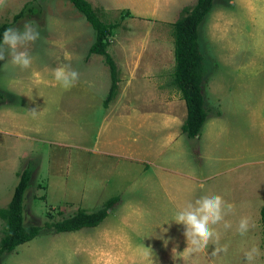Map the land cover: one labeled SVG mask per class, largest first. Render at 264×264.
Masks as SVG:
<instances>
[{
	"label": "rangeland",
	"instance_id": "obj_1",
	"mask_svg": "<svg viewBox=\"0 0 264 264\" xmlns=\"http://www.w3.org/2000/svg\"><path fill=\"white\" fill-rule=\"evenodd\" d=\"M59 1L62 7L58 0H8L0 10V23L21 29L18 22L31 17L26 21L54 35L50 42L39 34L27 43L26 69L10 62L8 45L0 46V208L29 169L24 223L41 227L38 237L0 255V264H264V0H217L198 29L209 114L194 139L178 132L171 111L160 112L151 93H163L161 105L171 106L184 123L186 105L171 84V24L175 9L196 0L160 3L166 17L154 10L156 0H132L130 16L107 9L126 4L87 0L103 21L118 24L108 52L118 63L120 83L106 109L109 69L102 56L86 61L94 31L69 0ZM142 4L153 11L140 9ZM62 66L77 73L68 89L53 79V69ZM23 79L17 96L9 92ZM134 88L143 95H132ZM204 193L221 197L222 219L210 224L219 238L186 251L189 224L164 223L180 208L199 204ZM113 197L120 199L96 228L55 233L46 227L78 208L96 211ZM242 218L249 224L243 235ZM3 227L0 219V239ZM253 247L257 255L246 261Z\"/></svg>",
	"mask_w": 264,
	"mask_h": 264
},
{
	"label": "trees",
	"instance_id": "obj_2",
	"mask_svg": "<svg viewBox=\"0 0 264 264\" xmlns=\"http://www.w3.org/2000/svg\"><path fill=\"white\" fill-rule=\"evenodd\" d=\"M69 1L84 15L94 31V42L89 48L88 57L93 55L104 57L105 64L109 69L111 85L103 102L104 108H108L117 95L120 83L118 66L108 52L111 43L110 37L118 24L103 21L99 9L87 0ZM216 1L196 0L193 5L184 7L179 18L171 24L175 59L171 84L180 93L186 105L187 115L182 125V133L188 139H194L200 135L209 114L204 94V56L201 52L198 29L214 9ZM23 15L24 11L22 10L14 16L13 21L18 22ZM126 15L130 16L129 11L126 12ZM12 25V22L0 23V33ZM30 180L31 171L24 169L19 174V182L8 206L0 208V219L4 222L3 234L0 239V255L17 250L19 246L32 241L40 234V226H26L24 223V203ZM119 199V197H113L107 200L100 209L93 212L78 208L72 215L48 223L46 227L52 228L55 233L96 228L106 219L108 210L117 204ZM260 215L264 231V206L261 208Z\"/></svg>",
	"mask_w": 264,
	"mask_h": 264
},
{
	"label": "clouds",
	"instance_id": "obj_3",
	"mask_svg": "<svg viewBox=\"0 0 264 264\" xmlns=\"http://www.w3.org/2000/svg\"><path fill=\"white\" fill-rule=\"evenodd\" d=\"M39 37V32L36 31L35 25L31 22H25L23 24V30H19L14 27L5 28L2 33H0V45H8L9 49L13 53L11 55V63L15 66H18L21 69H26L31 64V57L26 51H16L17 45L19 43H26L35 41ZM0 59H3L0 56ZM54 81L62 89L70 88L76 78L77 73L75 71H66V67L55 68L52 71ZM33 115L35 111L33 110ZM200 200L199 204H196L191 207H183L175 211L171 219L164 224L171 222H179L184 220L189 224L187 229L190 234L191 240L188 244L186 251H192L197 248L203 249L208 245L209 238L218 240L217 233L210 228V224H216L217 221L222 219V201L221 197L211 193H204L202 196L197 197ZM224 208L231 210L232 205H224ZM229 225L225 222L224 227L227 228ZM249 224L247 218H242L239 221L238 231L243 235L248 230ZM167 229L163 228V232ZM199 235H196V233ZM217 251L216 248L213 249V253ZM147 256V252L144 253ZM257 255V249L255 247L251 248L244 254L246 261H252ZM149 264H152L149 261Z\"/></svg>",
	"mask_w": 264,
	"mask_h": 264
},
{
	"label": "crops",
	"instance_id": "obj_4",
	"mask_svg": "<svg viewBox=\"0 0 264 264\" xmlns=\"http://www.w3.org/2000/svg\"><path fill=\"white\" fill-rule=\"evenodd\" d=\"M7 1L8 0H0V10H2V8L4 7V5L7 3ZM102 1V5L103 6H114V4H117V5H121V4H126V5H122L121 7H115V9H113L112 7L111 8H107L109 11H111V10H115V11H120V12H122V11H125V12H127V11H129V13H130V15L132 14V15H134V9H133V7L131 6L133 3H132V0H101ZM166 0H156V3H157V6H155V8H154V6L153 5H151L150 6V4L149 5H141L139 8L140 9H143V10H146V11H153V8H154V10H156L157 11V13H158V16H161V17H166L168 14H166L165 13V11H164V13H162L161 14V12L162 11H160V10H162V6L161 5H159L160 3H164ZM171 3H172V7L174 6V5H177L178 4V6L181 4V2L183 1V0H169ZM10 2V1H9ZM58 2H61V1H59L58 0ZM106 4H105V3ZM155 2V1H154ZM154 4V3H153ZM194 4V3H193ZM193 4H190V5H193ZM164 5V4H163ZM189 5V6H190ZM63 6V4H62V2L59 4V7H62ZM55 8H56V10H57V3H56V5H55ZM184 8V7H183ZM182 8V9H183ZM178 9H179V7H178ZM176 10L175 9V12H179L178 13V16L176 17V19L175 20H173V22L172 23H174L178 18H179V15H180V13H181V11H182V9L181 10ZM137 10V9H136ZM137 12V11H136ZM175 12H174V14H175ZM138 13V12H137ZM145 14V13H144ZM143 13H141L140 15H144ZM84 16V15H83ZM30 18L31 17H27L26 18V20H30ZM85 18V17H84ZM26 20H25V22H26ZM31 23H33L34 25H35V28L38 26L37 24H35L34 22H32V21H30ZM23 21H21V23H19L18 22V26H21V27H19V28H21V29H19V30H23ZM46 25H48V23L46 22ZM39 27V30L40 29H43L42 30V32H39V34H43L44 35V40H46L47 42H50V41H52V40H54V35H51V33H52V30L51 31H46L45 30V28L43 27V28H41V26H38ZM45 30V31H44ZM36 31H38V28H36ZM44 31V32H43ZM38 39V38H37ZM36 39V40H37ZM78 43L77 44H79L80 45V43H79V41H77ZM94 42V41H93ZM27 43H29V42H26V43H19L18 45H17V49H16V51H23V50H25V49H27V51L29 50V48H28V44ZM77 44H75V43H72V44H70V46L73 48V46H75V45H77ZM92 45V44H91ZM90 45V46H91ZM27 46V47H26ZM90 48V47H89ZM89 48H88V51H89ZM8 49H9V47H8ZM9 52H11L10 50H9ZM12 53V52H11ZM12 55V54H11ZM11 55H9V56H11ZM74 55H75V53H74ZM8 56V57H9ZM77 56H79V55H77ZM77 56H73V57H77ZM72 57V56H71ZM80 57H81V59H83L84 60V62H85V58H84V55H81L80 54ZM87 57H88V53H87ZM11 60V59H10ZM91 60V57H89V58H87L86 59V61H90ZM86 63V62H85ZM117 66H118V63L116 64ZM24 83H26L25 81H24V79L23 80H20L19 82H17V83H14L11 87H9V92H11L12 94H16V96H17V93L19 92V89L20 88H24ZM131 87H133V86H131ZM131 87L130 88H128L127 86H125V89L126 90H130L131 89ZM4 92V91H3ZM143 89H139V88H134L133 90H132V95H134V96H136V97H141L143 94ZM151 95H155V98H154V101H155V106H157L159 109H160V112H161V110H168V112L169 111H171V113H168L169 114V120H170V122H172L173 123V126L175 127V128H177V130H178V132L179 133H181L182 132V125H183V123H181V122H178V119H176L175 118V116H174V114H173V111H172V108H171V106H165V105H161V104H163V100H164V98H163V93H160V92H158V93H156L155 92V94L154 93H151ZM1 103H3V102H1ZM2 105H4V104H2ZM183 105H185L184 104V101H183ZM5 106V105H4ZM6 107V106H5ZM5 107H2L1 106V109L2 108H4V109H6ZM122 108H124V106L122 107ZM121 108V109H122ZM106 109V108H105ZM112 112V111H111ZM141 112V115L140 116H142V112L143 111H140ZM164 113V112H163ZM186 115H187V110H186ZM0 114H1V112H0ZM108 114V113H107ZM145 118V116L144 117H141V120L143 121V119ZM185 118H186V116H185ZM144 122V121H143ZM184 135V134H183ZM186 137V136H185ZM187 138V137H186Z\"/></svg>",
	"mask_w": 264,
	"mask_h": 264
}]
</instances>
